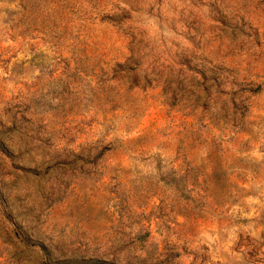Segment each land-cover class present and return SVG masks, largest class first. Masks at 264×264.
I'll return each instance as SVG.
<instances>
[{
    "label": "rangeland",
    "instance_id": "1",
    "mask_svg": "<svg viewBox=\"0 0 264 264\" xmlns=\"http://www.w3.org/2000/svg\"><path fill=\"white\" fill-rule=\"evenodd\" d=\"M0 264H264V0H0Z\"/></svg>",
    "mask_w": 264,
    "mask_h": 264
},
{
    "label": "trees",
    "instance_id": "2",
    "mask_svg": "<svg viewBox=\"0 0 264 264\" xmlns=\"http://www.w3.org/2000/svg\"><path fill=\"white\" fill-rule=\"evenodd\" d=\"M88 261L89 262H94V261H98V260H95V259L91 258V259H88Z\"/></svg>",
    "mask_w": 264,
    "mask_h": 264
}]
</instances>
